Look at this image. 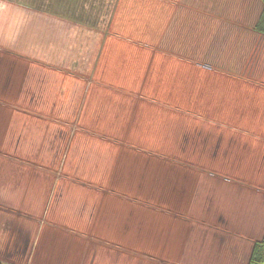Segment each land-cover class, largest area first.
Listing matches in <instances>:
<instances>
[{
	"label": "rangeland",
	"instance_id": "374dc122",
	"mask_svg": "<svg viewBox=\"0 0 264 264\" xmlns=\"http://www.w3.org/2000/svg\"><path fill=\"white\" fill-rule=\"evenodd\" d=\"M191 2L0 0V262L247 264L263 3Z\"/></svg>",
	"mask_w": 264,
	"mask_h": 264
},
{
	"label": "crops",
	"instance_id": "0c3cea01",
	"mask_svg": "<svg viewBox=\"0 0 264 264\" xmlns=\"http://www.w3.org/2000/svg\"><path fill=\"white\" fill-rule=\"evenodd\" d=\"M219 2V0H211V3H214V4H217ZM207 0H192V2L191 3H189V5H190V10H192V7H195V8H197L198 6H200V8H201V10L203 11V13L205 14V13H207L206 11H205V9H206V6H207ZM161 26V25H160ZM252 129H254L253 131L254 132H259V133H261L262 134V136H261V138H262V140H260V141H254V146H253V153L255 154V153H257V152H260V151H258L259 149L261 150H263L262 152H260V153H262L263 154V156H264V125L263 126H254ZM256 139V138H255ZM207 164V163H206ZM217 166H218V164H217ZM216 170L215 171H217V169H218V167H216L215 168ZM260 216V215H259ZM254 222V221H253ZM256 224H259L258 223V221L256 222ZM256 228H258L259 229V233L261 232V230H263L264 229V224L262 225V226H259L258 225V227L256 226ZM261 228V229H260ZM243 230H245V229H243ZM246 231H249L248 229L246 230ZM264 231V230H263ZM243 233H245V231H242ZM257 233V232H256ZM256 233H255V231H252V233L250 232V233H247V236H250L251 238H253V239H255L256 238V240H258V239H260L261 238V236H262V234L260 235V237H256L257 235H256ZM258 233V234H259ZM263 233V232H262ZM253 236V237H252ZM250 237L247 239V240H244V243H245V246L248 244V250L245 252V254H243V256L241 255V260L243 259V262L245 261V260H247V259H249V256H250V253H251V249H252V247H251V245H252V242H255L256 240H251L250 239ZM47 240H45V242H46ZM222 242H223V240H221V244H222ZM46 244L44 243V246H45ZM48 248H49V245H48ZM223 250V249H222ZM229 250H232L231 251V253L232 252H234L235 251V249H232V248H230ZM245 263H246V261H245Z\"/></svg>",
	"mask_w": 264,
	"mask_h": 264
},
{
	"label": "trees",
	"instance_id": "16d2710c",
	"mask_svg": "<svg viewBox=\"0 0 264 264\" xmlns=\"http://www.w3.org/2000/svg\"><path fill=\"white\" fill-rule=\"evenodd\" d=\"M261 1L263 9L256 21L255 28L259 33L264 34V0ZM0 264L3 263L0 262ZM247 264H264V231L261 238L254 242Z\"/></svg>",
	"mask_w": 264,
	"mask_h": 264
}]
</instances>
